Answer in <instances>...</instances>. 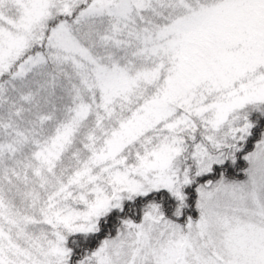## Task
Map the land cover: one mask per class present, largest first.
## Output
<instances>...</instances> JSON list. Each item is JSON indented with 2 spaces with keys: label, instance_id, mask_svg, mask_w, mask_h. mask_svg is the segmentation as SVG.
Returning a JSON list of instances; mask_svg holds the SVG:
<instances>
[{
  "label": "snow or ice",
  "instance_id": "1",
  "mask_svg": "<svg viewBox=\"0 0 264 264\" xmlns=\"http://www.w3.org/2000/svg\"><path fill=\"white\" fill-rule=\"evenodd\" d=\"M0 264H264V0H0Z\"/></svg>",
  "mask_w": 264,
  "mask_h": 264
}]
</instances>
